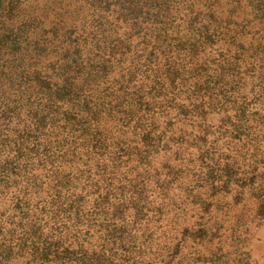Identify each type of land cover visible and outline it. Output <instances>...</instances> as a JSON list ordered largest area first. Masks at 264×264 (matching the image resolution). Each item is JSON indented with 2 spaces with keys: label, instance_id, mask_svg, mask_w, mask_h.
I'll return each instance as SVG.
<instances>
[{
  "label": "trees",
  "instance_id": "16d2710c",
  "mask_svg": "<svg viewBox=\"0 0 264 264\" xmlns=\"http://www.w3.org/2000/svg\"><path fill=\"white\" fill-rule=\"evenodd\" d=\"M264 0H0V264H264Z\"/></svg>",
  "mask_w": 264,
  "mask_h": 264
},
{
  "label": "rangeland",
  "instance_id": "374dc122",
  "mask_svg": "<svg viewBox=\"0 0 264 264\" xmlns=\"http://www.w3.org/2000/svg\"><path fill=\"white\" fill-rule=\"evenodd\" d=\"M255 238H259V244H263L262 242H264V226L260 229V231L255 233ZM258 249V253H264V249H261L260 247Z\"/></svg>",
  "mask_w": 264,
  "mask_h": 264
}]
</instances>
